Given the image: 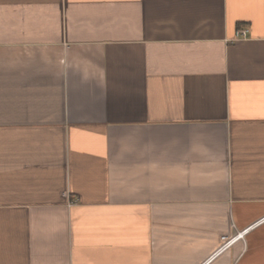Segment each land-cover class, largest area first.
<instances>
[{"label":"crops","instance_id":"1","mask_svg":"<svg viewBox=\"0 0 264 264\" xmlns=\"http://www.w3.org/2000/svg\"><path fill=\"white\" fill-rule=\"evenodd\" d=\"M0 264H264V0H0Z\"/></svg>","mask_w":264,"mask_h":264},{"label":"built area","instance_id":"2","mask_svg":"<svg viewBox=\"0 0 264 264\" xmlns=\"http://www.w3.org/2000/svg\"><path fill=\"white\" fill-rule=\"evenodd\" d=\"M249 33V29L248 28H240L235 35L234 40H238V39H242V38H246L248 36ZM244 231L239 232L238 234H236L234 237L233 236H223L222 240L224 242H226L225 245L230 244L233 240H235L238 237H243Z\"/></svg>","mask_w":264,"mask_h":264}]
</instances>
